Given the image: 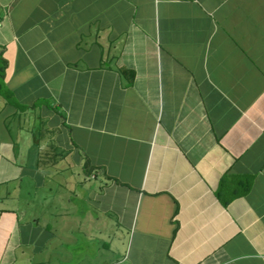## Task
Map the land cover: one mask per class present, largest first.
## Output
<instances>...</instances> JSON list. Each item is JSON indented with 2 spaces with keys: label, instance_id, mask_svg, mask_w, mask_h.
Instances as JSON below:
<instances>
[{
  "label": "crops",
  "instance_id": "1",
  "mask_svg": "<svg viewBox=\"0 0 264 264\" xmlns=\"http://www.w3.org/2000/svg\"><path fill=\"white\" fill-rule=\"evenodd\" d=\"M0 23V264H264V0H0Z\"/></svg>",
  "mask_w": 264,
  "mask_h": 264
},
{
  "label": "trees",
  "instance_id": "2",
  "mask_svg": "<svg viewBox=\"0 0 264 264\" xmlns=\"http://www.w3.org/2000/svg\"><path fill=\"white\" fill-rule=\"evenodd\" d=\"M7 67L8 63L5 59L4 55L0 52V91L3 93V95H6V74H7ZM88 167V164H86V169ZM224 182L222 183V186L224 187ZM251 180H246L244 184L242 185V192L246 193L249 191L251 187Z\"/></svg>",
  "mask_w": 264,
  "mask_h": 264
},
{
  "label": "rangeland",
  "instance_id": "3",
  "mask_svg": "<svg viewBox=\"0 0 264 264\" xmlns=\"http://www.w3.org/2000/svg\"><path fill=\"white\" fill-rule=\"evenodd\" d=\"M77 180H80V178L78 177V179ZM92 185H88V187H87V190H85V189H81L80 188V186L79 185H77V191L79 192V194H83V195H85L86 193H88L89 191H90V187H91ZM65 192L66 193H68V194H70V188L68 187H66L65 189ZM72 193V192H71ZM76 202H77V200H76ZM71 204H69L68 203V205H67V207H69V208H75L74 206H73V202H70ZM80 206V209H81V211H85L86 210V208H88V206H87V204H86V201H82V203L79 205Z\"/></svg>",
  "mask_w": 264,
  "mask_h": 264
},
{
  "label": "built area",
  "instance_id": "4",
  "mask_svg": "<svg viewBox=\"0 0 264 264\" xmlns=\"http://www.w3.org/2000/svg\"><path fill=\"white\" fill-rule=\"evenodd\" d=\"M0 26H1V23H0Z\"/></svg>",
  "mask_w": 264,
  "mask_h": 264
}]
</instances>
